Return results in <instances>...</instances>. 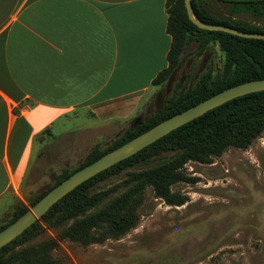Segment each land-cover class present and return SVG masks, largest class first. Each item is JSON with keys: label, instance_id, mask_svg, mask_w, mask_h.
Masks as SVG:
<instances>
[{"label": "rangeland", "instance_id": "obj_1", "mask_svg": "<svg viewBox=\"0 0 264 264\" xmlns=\"http://www.w3.org/2000/svg\"><path fill=\"white\" fill-rule=\"evenodd\" d=\"M198 2L213 16L229 13L227 6L222 10L215 6V0ZM245 7L232 15L234 20L264 30V1ZM197 47L195 41L186 44L179 65L163 83L111 104L102 116L59 120L55 138L50 137L40 165L23 181L17 200L31 209L36 196L78 166L94 146H110L171 95L195 85L201 74H215L223 60L218 46L210 44L200 53ZM153 164L154 160L110 176L89 193L119 190L128 172ZM180 170L192 179L170 187L171 193L185 197L182 205H169L146 187L135 226L117 236H98L93 243L75 240L73 219L59 225L47 218L0 255V264H14L18 254L13 253L30 247L39 248L41 259L49 248L54 264H264V131L246 148L229 147L208 163L188 160ZM11 207L1 215L0 225L10 218Z\"/></svg>", "mask_w": 264, "mask_h": 264}, {"label": "crops", "instance_id": "obj_2", "mask_svg": "<svg viewBox=\"0 0 264 264\" xmlns=\"http://www.w3.org/2000/svg\"><path fill=\"white\" fill-rule=\"evenodd\" d=\"M167 19L166 0H0V217L59 120L97 118L153 86Z\"/></svg>", "mask_w": 264, "mask_h": 264}, {"label": "trees", "instance_id": "obj_3", "mask_svg": "<svg viewBox=\"0 0 264 264\" xmlns=\"http://www.w3.org/2000/svg\"><path fill=\"white\" fill-rule=\"evenodd\" d=\"M198 1L191 0V7L199 21L211 25H225L243 32L264 34V30L234 20L232 16L234 13L247 10L246 5H258L264 0H217L226 4L229 10L228 16L222 18L206 12ZM170 2H173V5L169 10ZM166 6L168 13L166 31L171 38L167 53V67L155 76L152 85L163 83L177 68L184 48L190 42H197V53L205 50L210 44H216L223 55L221 67L215 74L209 72L201 74L195 85L171 95L158 111L140 121L135 128L127 130L110 146L105 148L94 146L78 166L66 170L47 190L39 193L30 203V207L76 170L92 163L106 152L149 130L175 113L231 86L250 80L264 79V40L199 29L189 21L183 0H166ZM263 131L264 91L249 93L215 107L78 185L52 205L23 233L1 247L0 255L28 236L38 221H45L47 218L59 225L73 219L76 224L74 238L82 243H93L98 236H117L135 226L136 211L142 203L143 191L146 187H151L154 194L167 204L182 205L185 197L171 193L170 187L178 182H192V179L187 178L180 170L186 161L208 163L212 156L220 155L229 147L241 149L248 147ZM164 154H168L169 158L163 159ZM152 160H154L152 166L137 172H128L119 186L120 191L116 188L103 193H89L90 188L100 181L139 164L148 166L147 164ZM28 210L27 205L17 200L11 209L10 218L0 225V230ZM68 232H70L69 229ZM49 251V248L44 251V259H41L38 247H30L25 251L18 250L13 253L18 254L14 264H54Z\"/></svg>", "mask_w": 264, "mask_h": 264}, {"label": "water", "instance_id": "obj_4", "mask_svg": "<svg viewBox=\"0 0 264 264\" xmlns=\"http://www.w3.org/2000/svg\"><path fill=\"white\" fill-rule=\"evenodd\" d=\"M183 3L189 21L199 29L220 31L241 38L264 40V34L262 33L243 32L225 25H211L203 23L195 17L191 7V0H183ZM258 91H264V79L246 81L221 90L201 102L175 113L149 130L123 143L115 149L106 152L92 163L76 170L67 178L59 182L56 186L51 188L21 217L6 226L4 229L0 230V248L18 237L21 233H23V231L40 219L59 199L64 197L67 193L72 191L87 179L134 155L143 148L167 135L172 130L192 121L207 111L237 97Z\"/></svg>", "mask_w": 264, "mask_h": 264}]
</instances>
